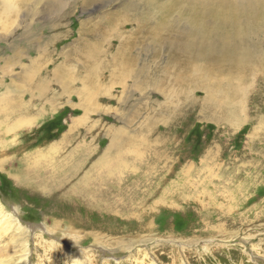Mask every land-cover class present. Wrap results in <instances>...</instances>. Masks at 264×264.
<instances>
[{
  "label": "rangeland",
  "instance_id": "374dc122",
  "mask_svg": "<svg viewBox=\"0 0 264 264\" xmlns=\"http://www.w3.org/2000/svg\"><path fill=\"white\" fill-rule=\"evenodd\" d=\"M263 81L264 0H0V264H264Z\"/></svg>",
  "mask_w": 264,
  "mask_h": 264
},
{
  "label": "bare ground",
  "instance_id": "6f19581e",
  "mask_svg": "<svg viewBox=\"0 0 264 264\" xmlns=\"http://www.w3.org/2000/svg\"><path fill=\"white\" fill-rule=\"evenodd\" d=\"M247 12H248V14H250V15H253L254 13H255V4L253 3V4H251V5H249V7L247 8ZM216 15L220 18V19H222L223 21L224 20H236V14L234 13V12H232V13H229V14H223V13H216ZM210 35H211V33L209 34V37H210ZM208 37V38H209ZM208 38H206L205 39V42L201 45V46H199V45H189L187 48L188 49H193V50H195V51H197V52H199V53H201L202 55H206L207 53H208V50H207V47H206V40L208 39ZM246 39V38H245ZM239 69L240 70H245V67H244V65L242 64L240 67H239ZM239 77H243V76H239ZM221 82V83H220ZM264 82V81H263ZM222 83H223V81H220V80H217V81H215V83L214 82H212V85H213V89H207L206 90V92H207V94H209L210 93V95H211V99H210V103H211V108H213L214 106H220L221 105V99L220 98H218V96H219V88H217V86L218 85H220V88H223V87H225L226 88V86L227 85H222ZM229 85H238L237 83H236V80L235 79H233V78H231L230 79V84ZM235 88V87H234ZM236 91V90H235ZM241 91V90H240ZM214 92L215 93H217V95H215L214 94ZM239 92V91H238ZM212 94H214L215 96H214V98L216 97V99H214L213 98V96H212ZM232 95H233V93H232ZM236 95V94H235ZM234 95V96H235ZM239 95V94H238ZM226 96H228V94L226 95ZM232 98V97H231ZM229 99V98H228ZM207 100H209V98L207 99ZM213 106V107H212ZM238 111V110H237ZM115 141V140H114ZM115 143H117V140L115 141ZM117 144H114L113 145V148L114 149H118L117 147ZM148 148H149V145L147 146ZM150 149V148H149ZM102 158V157H101ZM109 161V160H108ZM101 162H102V160H101ZM106 162V161H105ZM95 163V166L97 165L96 164V162H94ZM103 163V162H102ZM108 163V162H107ZM99 166V164L97 165V167ZM54 170V169H53ZM69 170V169H68ZM65 171V170H64ZM97 171V170H96ZM101 173L104 175L105 173H103V172H99L97 175L99 176V175H101ZM65 173H63V174H61V176L62 175H64ZM89 174V173H88ZM88 174L83 170L82 171V173L81 174H79V175H77L76 177H74V178H72L73 179V182L71 183L72 184V188H68V189H65L64 191L66 192V193H70V194H72V193H74L75 194V192H77V194H81L82 193V191H83V189H85V187H89L90 185H91V181L93 180V178H90L89 179V177H88ZM106 174H108V173H106ZM49 176V175H48ZM53 176V175H52ZM69 176V175H68ZM102 176V175H101ZM54 177V176H53ZM57 177V176H56ZM58 177H60V175L58 176ZM73 177V176H72ZM68 178V177H67ZM70 178V177H69ZM50 180V179H49ZM52 180V179H51ZM50 180V181H51ZM53 180H54V178H53ZM58 180V179H57ZM64 180H65V178H63V177H61V180L58 182V181H56L55 182V184H61V183H63L64 182ZM71 180V179H70ZM91 180V181H90ZM103 180V178H101V179H99V181L98 182H101ZM93 182H94V180H93ZM97 182V183H98ZM101 183H103V182H101ZM52 184V183H51ZM53 184H54V181H53ZM54 184V185H55ZM95 184V183H94ZM104 184V183H103ZM100 185V186H99ZM97 184L96 185V188L98 187V188H101V184ZM92 189H91V194H89V195H91V196H94V193H96V192H94V190H93V186L91 187ZM24 260H27V257H25L24 258Z\"/></svg>",
  "mask_w": 264,
  "mask_h": 264
},
{
  "label": "trees",
  "instance_id": "16d2710c",
  "mask_svg": "<svg viewBox=\"0 0 264 264\" xmlns=\"http://www.w3.org/2000/svg\"><path fill=\"white\" fill-rule=\"evenodd\" d=\"M66 114V113H65Z\"/></svg>",
  "mask_w": 264,
  "mask_h": 264
}]
</instances>
